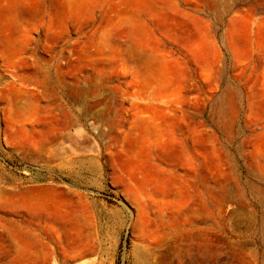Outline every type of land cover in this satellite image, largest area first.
<instances>
[{
  "label": "rangeland",
  "instance_id": "rangeland-1",
  "mask_svg": "<svg viewBox=\"0 0 264 264\" xmlns=\"http://www.w3.org/2000/svg\"><path fill=\"white\" fill-rule=\"evenodd\" d=\"M0 264H264V0H0Z\"/></svg>",
  "mask_w": 264,
  "mask_h": 264
},
{
  "label": "crops",
  "instance_id": "crops-1",
  "mask_svg": "<svg viewBox=\"0 0 264 264\" xmlns=\"http://www.w3.org/2000/svg\"><path fill=\"white\" fill-rule=\"evenodd\" d=\"M32 26H33V24L31 21H26L24 23V27L27 31L30 30L32 28ZM28 41H30V40H28ZM9 46L11 47V49H13V51H12L13 55L17 56V53L19 52L18 48L15 45H13L12 43H10Z\"/></svg>",
  "mask_w": 264,
  "mask_h": 264
}]
</instances>
